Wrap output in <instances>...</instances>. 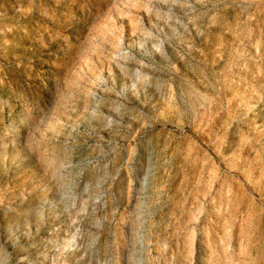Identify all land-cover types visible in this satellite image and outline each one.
Returning a JSON list of instances; mask_svg holds the SVG:
<instances>
[{
  "label": "rangeland",
  "instance_id": "rangeland-1",
  "mask_svg": "<svg viewBox=\"0 0 264 264\" xmlns=\"http://www.w3.org/2000/svg\"><path fill=\"white\" fill-rule=\"evenodd\" d=\"M0 264H264V0H0Z\"/></svg>",
  "mask_w": 264,
  "mask_h": 264
}]
</instances>
